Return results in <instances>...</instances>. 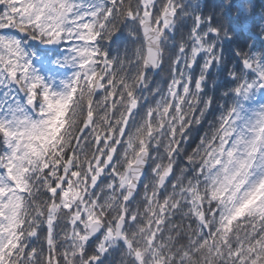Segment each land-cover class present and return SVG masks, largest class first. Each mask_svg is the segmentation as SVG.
<instances>
[{
  "label": "snow or ice",
  "instance_id": "snow-or-ice-1",
  "mask_svg": "<svg viewBox=\"0 0 264 264\" xmlns=\"http://www.w3.org/2000/svg\"><path fill=\"white\" fill-rule=\"evenodd\" d=\"M0 264H264V0H0Z\"/></svg>",
  "mask_w": 264,
  "mask_h": 264
},
{
  "label": "trees",
  "instance_id": "trees-1",
  "mask_svg": "<svg viewBox=\"0 0 264 264\" xmlns=\"http://www.w3.org/2000/svg\"><path fill=\"white\" fill-rule=\"evenodd\" d=\"M255 3L257 5V11L259 12L261 10V7H262V0H255ZM155 79H156L157 83L161 84V86H165L164 82L167 79V73L166 72L161 73L159 76H156ZM207 129H208V125H207V123H205L203 125V127L200 129V134L202 135L203 132L206 131ZM196 139L198 140V137ZM191 147H195V142H193ZM177 222L179 223V220H177ZM185 224H187V221H185ZM57 231H59V229H57Z\"/></svg>",
  "mask_w": 264,
  "mask_h": 264
}]
</instances>
